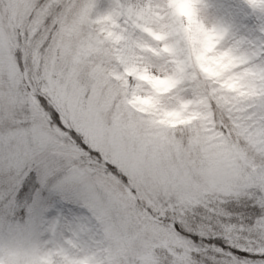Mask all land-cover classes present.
Masks as SVG:
<instances>
[{"label":"snow or ice","instance_id":"snow-or-ice-1","mask_svg":"<svg viewBox=\"0 0 264 264\" xmlns=\"http://www.w3.org/2000/svg\"><path fill=\"white\" fill-rule=\"evenodd\" d=\"M0 264H264V0H0Z\"/></svg>","mask_w":264,"mask_h":264}]
</instances>
